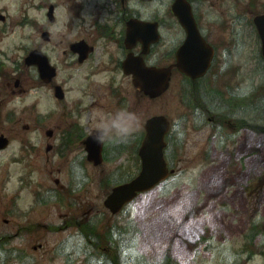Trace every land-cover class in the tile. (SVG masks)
I'll use <instances>...</instances> for the list:
<instances>
[{"label":"flooded vegetation","instance_id":"1","mask_svg":"<svg viewBox=\"0 0 264 264\" xmlns=\"http://www.w3.org/2000/svg\"><path fill=\"white\" fill-rule=\"evenodd\" d=\"M162 1L0 0V15L6 17L0 23L7 21L8 12L27 11L29 26H18L30 29L25 45H16L10 52L0 48V107L33 87L37 92L32 119L17 116L18 110L12 109L0 124L8 137L10 168L16 167L13 211L0 231V264H140L120 254L119 248L126 249L129 242L115 233L117 213L108 218L112 231L105 246L106 210L100 209L97 187L100 181H125L131 173L125 175V167L139 165L132 152L139 154L144 136L140 96L155 99L137 88L136 74L146 75L137 68L139 64L171 67L170 88L176 83L180 95L188 91L199 96L198 118L204 121L205 116L211 124L221 119L238 134L236 122L225 116L242 114L236 101L231 99L224 115L212 110L222 104L220 84L232 77L243 81L247 74L248 61L238 58L246 42L241 29L245 0H188L199 31L186 53L194 56L195 70L205 71L197 77L177 64L189 33L173 10L165 14ZM257 4L258 0H250L252 12ZM1 32H6V26L0 24ZM204 61L209 64L204 66ZM244 85L226 88L234 94ZM44 88L54 103L50 112L40 106ZM218 128L212 130L214 142L221 125ZM35 130L41 134L39 144L28 134ZM96 136L104 144L99 164L90 155ZM92 187L96 196H88ZM37 204L50 207V213L33 216ZM241 249L234 254L233 264L245 259ZM156 260L159 257L151 261ZM163 262L171 264L168 255Z\"/></svg>","mask_w":264,"mask_h":264},{"label":"rangeland","instance_id":"2","mask_svg":"<svg viewBox=\"0 0 264 264\" xmlns=\"http://www.w3.org/2000/svg\"><path fill=\"white\" fill-rule=\"evenodd\" d=\"M171 3V0L162 1L165 14L170 11ZM262 3L264 4V0H258L256 8L260 10ZM64 4L70 7V3ZM245 4L242 12L244 24L241 29L244 31L246 42L245 49L238 58L248 61V68L245 70L247 74H244L243 81L232 77L220 84L219 87L223 90L218 94V100L222 105L228 96L227 85L242 83L246 85L247 90H252L261 84L260 82H264V62L259 61L260 39L253 23L254 13L249 6L250 0H245ZM17 19L14 12H11L9 31L6 34L0 33V48L9 52L14 50V46L20 47L25 45V41H29L26 38L30 32L29 27L14 25L13 22ZM19 55L21 56L22 52ZM176 90L175 83L174 87L154 101L140 96L139 120L143 124L146 117L155 113H166L173 119L172 125H178L183 134L180 136L181 143L173 155L177 170L171 175L170 180L175 182L171 191L163 193L156 189L130 204V207L140 208H136L132 214V218L136 219L132 221L133 227L137 229L135 233L127 231L122 234L129 245L126 249L119 250L140 264H158L151 260L156 257L161 259L162 253L168 255L169 261L175 264H228L225 258L229 259L235 253H229V250L240 245L244 235L254 233L257 226L255 223H258L262 232L255 243L251 242L255 252L249 254V257L246 256L248 262L244 263L242 260V264H264V135H252L246 129L235 134L223 125L225 140L221 143L219 139L214 148L207 139L213 130L212 124L208 123L205 116V121L197 124L195 114L192 113L197 97L189 95L183 99ZM250 90L241 91L239 94L246 96ZM41 92L43 105L40 106L44 112H50L54 106L50 92L45 88ZM256 94L260 100V90H257ZM36 98L34 87L23 97L12 96L11 100L0 107V124L5 122L4 113L12 109L18 110L17 116L32 119L30 114L35 115L31 109ZM181 100H187L189 109L185 108ZM234 101L240 103L236 99ZM261 107L264 108V102H261ZM219 112L228 111L221 109ZM250 116V121L253 117H258L254 113ZM2 131L6 132L5 127L0 125V133ZM28 134L33 137V143H41L38 130ZM9 155V149L0 153V231L2 226L6 227L4 219L9 217L6 212L9 211L10 205L14 204L13 180L16 167L10 168ZM129 157L132 158L131 155ZM135 168L136 166L125 167V170L131 172ZM97 187L100 209L104 211V197L111 185L106 188ZM257 188L259 192L256 191ZM92 195H97L93 187L88 191V196ZM25 207L22 210H26ZM34 208L36 211L32 213L33 216L50 213L48 206L39 208L35 205ZM141 211L144 212V217L139 214ZM109 216L107 212L102 219L105 246L108 244L107 234L111 230ZM119 219L123 221L119 222V225L125 226V220L122 217ZM181 256L184 258L180 259Z\"/></svg>","mask_w":264,"mask_h":264},{"label":"water","instance_id":"3","mask_svg":"<svg viewBox=\"0 0 264 264\" xmlns=\"http://www.w3.org/2000/svg\"><path fill=\"white\" fill-rule=\"evenodd\" d=\"M173 10L178 14L183 25L187 26L190 33L194 32L195 20H193L189 3L186 0H176L173 4ZM256 24L259 28L260 37L262 39V50L264 55V14L257 16ZM147 73L153 76L152 82L139 84L140 89H145L146 92L152 96L161 94L169 86V79L171 77V70L168 68H147ZM146 78H144L145 80ZM161 118L155 117L147 125L149 131L145 144L140 153L144 158V169L136 177L135 180L125 183L124 185L116 186L114 191L106 198V205L111 209L118 210L126 201L131 200L137 193V191L147 190L154 187L160 180L167 176L165 161L162 149L165 146L163 141L164 134L166 132L167 124L163 120V129H156V123L160 122ZM156 132V134H154ZM2 141V140H0Z\"/></svg>","mask_w":264,"mask_h":264},{"label":"bare ground","instance_id":"4","mask_svg":"<svg viewBox=\"0 0 264 264\" xmlns=\"http://www.w3.org/2000/svg\"><path fill=\"white\" fill-rule=\"evenodd\" d=\"M254 122H255V120L250 121V123L252 124V126L254 125ZM251 133H252V135H255L256 129L254 127L251 130ZM256 191L259 192V189L257 188ZM261 228L262 227H260V226L255 227V232L252 233L251 235H248V234L244 235L245 237H244V239L242 241H244L246 243H249V244L255 243L256 240L259 238V233L262 232V229ZM251 242H253V243H251Z\"/></svg>","mask_w":264,"mask_h":264},{"label":"trees","instance_id":"5","mask_svg":"<svg viewBox=\"0 0 264 264\" xmlns=\"http://www.w3.org/2000/svg\"><path fill=\"white\" fill-rule=\"evenodd\" d=\"M253 98H254V95H253ZM253 102H254V100H253ZM254 120H255V125L260 124V123H264V122H262L263 119H254ZM256 120H258V121H256Z\"/></svg>","mask_w":264,"mask_h":264}]
</instances>
